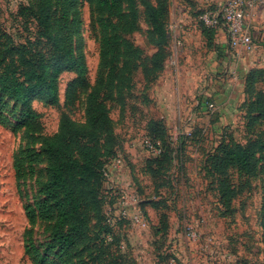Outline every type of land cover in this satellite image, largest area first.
<instances>
[{
	"label": "rangeland",
	"instance_id": "rangeland-1",
	"mask_svg": "<svg viewBox=\"0 0 264 264\" xmlns=\"http://www.w3.org/2000/svg\"><path fill=\"white\" fill-rule=\"evenodd\" d=\"M121 1L133 30L108 31L115 34L120 55L113 82L101 92L110 128L100 145L122 159L126 195L137 199L127 218L110 227L122 258L113 244L104 250L95 241L101 216L94 192L78 217L77 231L68 226L56 230L43 141L58 135L63 116L77 128L86 125L89 90L74 85L72 69L52 65L48 80L56 88V106L35 98L25 109L0 95V264H264V160L252 175L230 171L235 196L228 205L220 201L216 182L203 172L205 155L221 141L257 144L264 156V121L252 122L247 114L252 98L242 85L232 92L222 86L224 74L229 80L247 67L264 66V44L253 35L255 52L236 57V51L220 48L226 36L216 35L215 49H209L198 29L201 16H194L214 10L220 0H167L170 55L159 76L149 75L158 44L146 5L156 6V0ZM257 19L255 15L259 24ZM104 21L90 0H0V34L15 45L36 43L48 57L59 53L45 44L43 34L50 33L84 66L89 86L101 90L108 71L101 60ZM225 67L230 68L224 72ZM254 93H264V81L257 82ZM162 115L174 152L167 173L173 184L156 190L160 180L148 170L146 160L152 155L145 141L150 123ZM111 187L105 182L100 193L104 218H116L119 211L113 206L122 190ZM56 231L71 235L75 245L61 248Z\"/></svg>",
	"mask_w": 264,
	"mask_h": 264
},
{
	"label": "trees",
	"instance_id": "trees-1",
	"mask_svg": "<svg viewBox=\"0 0 264 264\" xmlns=\"http://www.w3.org/2000/svg\"><path fill=\"white\" fill-rule=\"evenodd\" d=\"M90 1L96 5L105 20L101 55L102 63L108 68L105 89L89 86L84 66L69 56V50L50 33L46 36L43 34L45 44H51L59 53L48 57L40 53L36 43L15 45L5 33H2L0 34V95L9 101L21 104L25 109L35 98L56 106V88L48 80V70L52 65L72 69L77 75L74 85L82 90H89L86 101V125L77 128L68 117L63 116L58 135L43 141V153L48 166L46 191L57 209L56 230L68 226L71 229L70 232L77 231L78 217L83 213L85 201L90 193L94 192V200H96L101 216L95 241L104 250H108L113 244L117 250L118 259H121L122 256L116 247L117 237L112 233L111 226L106 224L102 214L100 193L105 183L103 170L105 165L115 157L116 152H103L100 145V137L108 133L110 128L109 109L106 105L105 94L101 92L107 91L106 88L108 89L113 82L114 65L120 55L116 36L114 33L108 34V31L113 29L130 33L133 26L122 13L121 0ZM146 9L152 33L158 44V50L152 58L153 66L147 70V73L159 76L164 70V62L170 55L171 35L166 22L167 0H156V6L147 4ZM201 15L202 13H197L194 17L198 19ZM198 29L206 40L207 48L215 49V37L218 35V30L207 28L201 20ZM240 80L246 97L252 98L247 105L250 120L252 122L264 121V93H254V86L257 82L264 81V68H249L241 75ZM24 113L30 118H35L30 110ZM163 120L159 118L158 121H152L149 127V140L159 150L158 155L146 160L153 178L157 176V180H160L155 184L156 190L169 189L173 184L167 178V173L174 152L168 141ZM261 152L257 144L242 146L230 139L226 142H219L211 153L205 155L203 172L205 176L216 182L220 201L223 204L228 205L235 196V191L230 184V171L234 170L246 176L255 174L260 168L261 161L264 160ZM56 234L58 245L61 248L75 245L74 238L68 233L63 234L56 231ZM108 238H111L113 243H107Z\"/></svg>",
	"mask_w": 264,
	"mask_h": 264
},
{
	"label": "built area",
	"instance_id": "built-area-1",
	"mask_svg": "<svg viewBox=\"0 0 264 264\" xmlns=\"http://www.w3.org/2000/svg\"><path fill=\"white\" fill-rule=\"evenodd\" d=\"M205 1L210 3L212 0ZM263 7L264 0H220L214 10L203 11L200 20L207 28L224 33L227 40L226 44L229 49L236 51V57L239 56V52L248 55L254 53L256 47L253 37L249 33L247 22L254 12ZM261 67L264 68V66ZM207 107L209 110H212L214 105L210 103ZM160 118L164 119V116L162 115ZM145 143L147 150L152 156L159 154V150L150 140L146 139ZM103 178L107 184H110L112 187H120L122 190V197L118 204L113 206L114 209L119 208L116 218L111 216L105 218L106 224L112 227L115 225L116 220L127 218L129 206L136 204L137 199L135 197H127L126 195L128 194V188L125 185L127 177L125 178L124 163L120 157L112 158L105 165ZM135 219L139 226L143 225V219L140 215H137Z\"/></svg>",
	"mask_w": 264,
	"mask_h": 264
},
{
	"label": "crops",
	"instance_id": "crops-1",
	"mask_svg": "<svg viewBox=\"0 0 264 264\" xmlns=\"http://www.w3.org/2000/svg\"><path fill=\"white\" fill-rule=\"evenodd\" d=\"M206 2V1H205ZM207 3V2H206ZM184 13V12H183ZM260 13V14H259ZM259 14V15H258ZM257 15V20H260L259 21V24H256V22H254L255 20H253V17ZM186 16V15H185ZM247 25L249 27V33L251 34V36L253 37V35L255 36V40H258L259 42H262L264 44V7L261 8V11H257V13H253V15L248 19V22H247ZM255 32H256V35H255ZM179 34V33H178ZM258 34V35H257ZM220 35H224V33L222 32H218V36ZM257 36V37H256ZM262 36V37H261ZM179 37L181 38L180 34H179ZM260 39V40H259ZM254 40V39H253ZM219 43V42H218ZM221 45V49L223 50H227L228 46L226 44V41L222 38L220 43ZM261 44V45H263ZM230 58V55L229 57ZM230 67H225L224 68V72L227 71V69H229ZM246 68V67H245ZM248 67L246 69L243 70V74L246 73L248 71ZM243 74H240L239 72H237V76H234L233 78H230L229 80H227V78L229 77L228 75H225L223 76V80H222V86H223V90H225V92L227 91H234L238 88H240L241 84H240V77L241 75ZM211 77V76H210ZM232 80H236L237 81V85L236 83H231ZM229 92V93H230Z\"/></svg>",
	"mask_w": 264,
	"mask_h": 264
}]
</instances>
